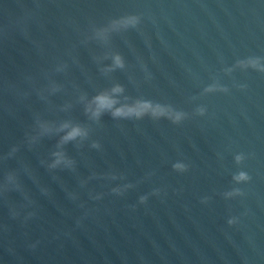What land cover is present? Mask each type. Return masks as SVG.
<instances>
[{"label":"water","instance_id":"95a60500","mask_svg":"<svg viewBox=\"0 0 264 264\" xmlns=\"http://www.w3.org/2000/svg\"><path fill=\"white\" fill-rule=\"evenodd\" d=\"M0 264H264V0H0Z\"/></svg>","mask_w":264,"mask_h":264},{"label":"clouds","instance_id":"9594fccd","mask_svg":"<svg viewBox=\"0 0 264 264\" xmlns=\"http://www.w3.org/2000/svg\"><path fill=\"white\" fill-rule=\"evenodd\" d=\"M118 65L122 66V62L117 58ZM123 89L120 86L115 87L112 91L113 92H121ZM103 99L104 102H101ZM96 104L97 108L96 111L93 113L95 116H99L102 111L109 110L111 115L114 118H132V119H140L144 117L145 115H150L152 118H159L162 116H168L169 113L166 111L164 107H162L159 104H156L155 106L152 105L149 101H139L135 104H122L119 107H115V105L118 103V100L115 97L109 96L107 94H101L98 95L96 98ZM145 102L148 103V108H140L139 106L141 104H144ZM179 114L176 116V118L173 120L174 123H176L179 120ZM80 135H86V132L82 131L79 127L73 128L65 137L64 141H68L71 139H75L77 136ZM93 147H99L98 144H93ZM54 155L57 157L56 161L53 164V167L56 164H59L64 159L60 153H54ZM68 163H71V161H68ZM239 178H247L244 173H240ZM145 198H141L143 201ZM229 223H232L230 220Z\"/></svg>","mask_w":264,"mask_h":264},{"label":"snow or ice","instance_id":"6c2138e0","mask_svg":"<svg viewBox=\"0 0 264 264\" xmlns=\"http://www.w3.org/2000/svg\"><path fill=\"white\" fill-rule=\"evenodd\" d=\"M101 102H104V101H103V99H102V101H101Z\"/></svg>","mask_w":264,"mask_h":264}]
</instances>
